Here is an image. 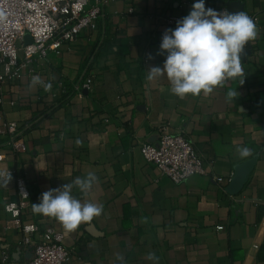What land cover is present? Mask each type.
I'll use <instances>...</instances> for the list:
<instances>
[{"label":"crops","instance_id":"0c3cea01","mask_svg":"<svg viewBox=\"0 0 264 264\" xmlns=\"http://www.w3.org/2000/svg\"><path fill=\"white\" fill-rule=\"evenodd\" d=\"M106 1L96 29L1 86L0 130L10 123L30 128L15 151L0 134V171L12 177L0 183V264H7L3 256L24 262L34 251L21 233L5 229L16 178H25L38 203L44 191L89 172L99 178L88 199L103 205L100 216L67 231L31 210L39 226L33 241L48 230L62 234L67 264H119L116 253L125 264H154L150 252L159 264H264V0H204L206 9L255 18L258 34L241 56L243 77L207 96L184 97L170 91L166 75L148 80L147 70L163 69L166 58L157 54L166 30L159 20L187 16L197 0ZM36 75L51 89L30 87ZM86 78L93 79L89 89L69 94ZM229 90L239 95L229 101ZM161 124L192 142L205 175L175 184L143 159L141 146L157 141ZM245 147L252 155L242 158ZM72 194L83 199L76 188Z\"/></svg>","mask_w":264,"mask_h":264},{"label":"built area","instance_id":"2783aa9c","mask_svg":"<svg viewBox=\"0 0 264 264\" xmlns=\"http://www.w3.org/2000/svg\"><path fill=\"white\" fill-rule=\"evenodd\" d=\"M106 0H0V90L9 81L17 80L26 71L34 59L46 60L51 53L59 54L67 46L89 29H96L104 18ZM227 10L222 8L220 11ZM182 15H172L159 20L165 29L175 28ZM253 21H256L253 18ZM248 44L245 46V48ZM92 78L77 82L69 94H81L89 89ZM68 94V95H69ZM30 125L20 126L10 123L1 128L0 134L6 138L5 144L15 151L17 140L22 137ZM141 155L148 163L156 167L160 176L169 178L175 184H183L195 175H205L203 158L182 134L169 133V125L158 127L157 141L141 146ZM5 158L0 155V162ZM9 171H0L7 174ZM11 174V172H9ZM234 183L236 173L229 176ZM219 182L221 178H214ZM17 200L7 201L4 210L8 215L5 222L7 231L22 234L24 246L34 245L29 258L21 263L7 264H67L71 251L64 246L60 233L48 230L45 238L35 243L33 238L39 232V226L30 219L32 194L23 176L16 178ZM221 230L222 227H219Z\"/></svg>","mask_w":264,"mask_h":264},{"label":"clouds","instance_id":"9594fccd","mask_svg":"<svg viewBox=\"0 0 264 264\" xmlns=\"http://www.w3.org/2000/svg\"><path fill=\"white\" fill-rule=\"evenodd\" d=\"M254 21L243 11H216L205 8L204 0H197L190 13L176 22L175 29H166L162 35L158 55H165L163 69L151 66L147 70V79L155 80L167 77L170 91L184 97L188 94L205 96L222 86L225 81L243 77L241 56L245 46L257 37ZM148 59H153L148 54ZM244 78L240 80V85ZM42 85L45 91L51 89L38 75L33 76L30 87ZM236 90L227 92L229 101L237 97ZM80 143L79 140L76 141ZM242 158L252 155L249 148L239 150ZM11 175L0 174V183L8 185ZM99 183L95 173L76 177L69 183L44 191L38 203L32 204L34 214L54 217L65 230L74 231L82 223H88L103 212V205L88 199L93 187ZM73 188L79 190L83 199L73 196ZM119 264H125L122 253H116ZM147 259L159 264V257L150 252Z\"/></svg>","mask_w":264,"mask_h":264},{"label":"water","instance_id":"95a60500","mask_svg":"<svg viewBox=\"0 0 264 264\" xmlns=\"http://www.w3.org/2000/svg\"><path fill=\"white\" fill-rule=\"evenodd\" d=\"M236 183H237V182H236ZM235 185H237V186H238L239 184L237 183V184H235Z\"/></svg>","mask_w":264,"mask_h":264}]
</instances>
